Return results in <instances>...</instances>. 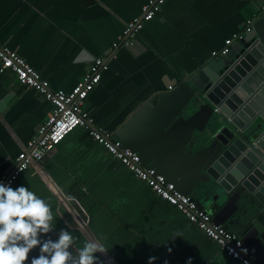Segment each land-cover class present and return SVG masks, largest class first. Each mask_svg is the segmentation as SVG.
<instances>
[{
	"label": "crops",
	"instance_id": "crops-1",
	"mask_svg": "<svg viewBox=\"0 0 264 264\" xmlns=\"http://www.w3.org/2000/svg\"><path fill=\"white\" fill-rule=\"evenodd\" d=\"M146 0H0V44L15 51L47 80L69 91L101 57L106 68L83 107L92 123L137 151L177 190L199 201L212 220L238 234L264 264V243L245 229L232 192L207 187L203 166L212 139L207 114L188 105L184 81L247 19L264 14V0H165L132 44L112 47L123 25ZM252 21V22H253ZM51 104L0 73V175L48 117ZM209 120V119H208ZM45 199L58 239L101 242L97 264H239L222 253L184 216L76 127L43 159L15 179ZM171 249V252L168 250ZM39 254V248L29 253Z\"/></svg>",
	"mask_w": 264,
	"mask_h": 264
},
{
	"label": "water",
	"instance_id": "water-1",
	"mask_svg": "<svg viewBox=\"0 0 264 264\" xmlns=\"http://www.w3.org/2000/svg\"><path fill=\"white\" fill-rule=\"evenodd\" d=\"M184 81L188 105L204 110L209 122L205 186L232 192L245 229L264 243V14L225 54L203 61ZM259 247L248 248L255 254Z\"/></svg>",
	"mask_w": 264,
	"mask_h": 264
},
{
	"label": "built area",
	"instance_id": "built-area-1",
	"mask_svg": "<svg viewBox=\"0 0 264 264\" xmlns=\"http://www.w3.org/2000/svg\"><path fill=\"white\" fill-rule=\"evenodd\" d=\"M164 1L146 0L140 7L139 15L124 23L122 32L112 42V47L131 45L143 22L157 13ZM252 21L247 19L241 30L224 39L223 45L218 50L211 51V57L225 54L233 41L240 40L244 33L251 29ZM105 68L103 58L96 57L90 69L69 91L51 89L47 80L42 78L38 71L27 64L15 51L0 44V73L11 75L17 84L31 89L51 104L47 119L38 126L35 135L25 142L24 148L11 160L8 169L0 175V182L15 188V179L19 174L30 165L41 161L65 135L74 128L80 127L92 141L117 159L134 177L144 182L155 196L177 209L188 223L213 241L222 253L239 264H259L255 254L242 243L238 234L214 222L209 213L200 208L189 195L177 190L172 181L167 180L153 167L143 166L136 150L121 144L110 131L92 123L83 104L87 93L98 83L100 71Z\"/></svg>",
	"mask_w": 264,
	"mask_h": 264
},
{
	"label": "clouds",
	"instance_id": "clouds-1",
	"mask_svg": "<svg viewBox=\"0 0 264 264\" xmlns=\"http://www.w3.org/2000/svg\"><path fill=\"white\" fill-rule=\"evenodd\" d=\"M54 219L50 204L28 187L13 188L0 182V264H26L29 253L37 247L39 254L30 264H97L95 254L107 252L101 242L87 240L73 255L69 249L76 238L67 228L59 230L55 241L42 240V236L55 231ZM155 260L150 256L147 264ZM186 264H191V258Z\"/></svg>",
	"mask_w": 264,
	"mask_h": 264
},
{
	"label": "trees",
	"instance_id": "trees-1",
	"mask_svg": "<svg viewBox=\"0 0 264 264\" xmlns=\"http://www.w3.org/2000/svg\"><path fill=\"white\" fill-rule=\"evenodd\" d=\"M260 129L257 130V132L259 131Z\"/></svg>",
	"mask_w": 264,
	"mask_h": 264
}]
</instances>
